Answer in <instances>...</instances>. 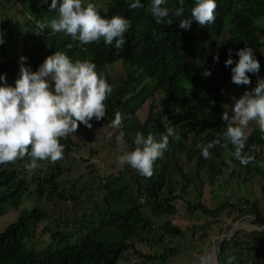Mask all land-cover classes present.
Listing matches in <instances>:
<instances>
[{
  "label": "trees",
  "instance_id": "trees-1",
  "mask_svg": "<svg viewBox=\"0 0 264 264\" xmlns=\"http://www.w3.org/2000/svg\"><path fill=\"white\" fill-rule=\"evenodd\" d=\"M141 2L144 7L137 9L130 8V0H102L100 5L95 4L105 18L120 15L131 22L120 48L105 45L103 41L80 44L49 30L34 32L37 22L57 18L58 9L49 8L51 0H20L30 15V19L23 22L0 13V32L4 39L0 45V74H6L7 83H15L21 63L36 71L48 56L63 52L74 61L95 63L97 72L113 87L106 101L107 119H93L92 127L101 123L110 126L115 114H121V127L116 129L112 139L116 140L123 131L124 148L128 151L135 148L133 139L137 131L145 137L152 134L159 140L166 129L172 127L180 137L178 140L169 138L165 155L156 161L151 178L139 175L127 165L121 166L116 174L106 172L104 177L98 174L94 164L88 163L89 158H80L89 172L87 177L78 176L80 185L70 184L73 178L64 179V174L72 171L66 167L67 162L81 148V143L72 135L61 140L63 159L55 163L45 161L42 171L27 172L24 165L29 162L28 157L0 166V216L7 208H18L27 196L33 197L30 208H21L12 220L0 225V264H119L126 254H141L137 249L140 235L137 228L144 220L142 206H150L156 216L174 217L177 213L174 201L183 200L187 219L201 216L215 222V218L224 215L219 224L226 227L229 222L247 215L256 219L264 215L261 200L230 195L223 201L215 200L216 204L212 205L204 197L210 198L212 194L202 190L203 184L217 193L219 188L255 181L264 200V135L259 129L253 128L247 133L249 139L243 154L253 157V162L247 166H241L232 157L231 144L211 149L210 159L201 156V147L222 137L228 126L222 119L223 112L231 116V109L224 106V92L251 90L256 86L257 74L261 73H249L250 85L234 84L231 80L234 65L224 63L229 50L235 62L238 49L252 48L260 69H264V0H216L215 22L200 27L193 21L188 30L180 28L179 24L180 19L191 18L194 0H185L181 17L173 15L180 6L179 0H168L166 7L172 23L162 25L156 24L151 15V0ZM2 5L3 0H0V7ZM29 40L35 43L29 44ZM216 55H219L218 62L213 59ZM22 56L26 61L21 62ZM116 63L122 65L123 75L109 77L106 69ZM206 69L211 71L210 76L202 75ZM92 127L80 124L78 132L91 136ZM224 143L221 140V144ZM97 152V144L88 151L90 157H95ZM229 160L234 165L231 168ZM196 183L201 186L197 195L188 197L189 188L196 189L193 186ZM142 199L140 204L138 200ZM66 202L78 207L69 225L57 222L45 207L49 203ZM88 204H93L89 214ZM209 225V222L205 224L202 231L210 229ZM37 229L49 236V244L40 249L33 246ZM160 229L154 237L140 240L148 247L162 246V253L146 258L164 264L178 252L177 247L165 248L168 242L164 238H178L182 229L174 223ZM236 237L221 242L220 257L226 261L235 256V264H264V227L247 232L245 244L250 248L244 253L245 259L243 242ZM232 242L230 254L224 255Z\"/></svg>",
  "mask_w": 264,
  "mask_h": 264
},
{
  "label": "clouds",
  "instance_id": "clouds-1",
  "mask_svg": "<svg viewBox=\"0 0 264 264\" xmlns=\"http://www.w3.org/2000/svg\"><path fill=\"white\" fill-rule=\"evenodd\" d=\"M167 3L168 0H151L150 12L158 25L172 23ZM179 5L173 14L175 17L184 15L185 0H179ZM129 6L131 9L144 7L141 0H130ZM216 7V0H194L191 18L180 19V28L190 29L193 21L200 27L213 24ZM49 8L58 9L57 18L37 22L34 32L49 30L53 34L62 33L80 44L103 41L105 45L120 48L125 42V33L131 28V22L123 16H102L91 0H51ZM3 43V33L0 32V45ZM236 56L238 61L234 62L229 50L228 59L224 62L225 66L234 65L231 67V80L238 86L250 85L249 73H259L260 63L248 46L238 49ZM26 59L20 58L21 62ZM213 59L218 62L219 55ZM202 75L210 76L211 71L206 69ZM112 93V85L97 72L95 63L74 61L63 52L48 56L36 71L21 63L14 84L7 83L6 74H0V166L15 164L28 157L29 162L24 168L31 174L40 166L39 161L55 163L62 160L64 145L61 140L76 133L80 124L91 128L93 119H104L108 109L106 101ZM222 119L228 125L226 130L222 137L201 147V156L210 159L211 149L231 144L234 148L231 155L241 166L252 163L253 157L243 154L249 139L246 129L250 122H255L264 135V78H258L254 88L246 90L238 99L234 98L231 116L223 112ZM121 123V114L116 113L110 126L119 129ZM169 138H180L172 127H168L159 140L152 134L145 137L137 131L133 139L135 148L128 151L124 148L125 133L120 131L116 136L117 145L121 147L118 162L145 178H151L156 161L165 155ZM221 140L225 143L221 144ZM227 163L230 168L234 166L231 160ZM227 239L221 237L220 244ZM211 261V255L200 257V264H211ZM235 262L236 257L230 256L225 264Z\"/></svg>",
  "mask_w": 264,
  "mask_h": 264
},
{
  "label": "rangeland",
  "instance_id": "rangeland-1",
  "mask_svg": "<svg viewBox=\"0 0 264 264\" xmlns=\"http://www.w3.org/2000/svg\"><path fill=\"white\" fill-rule=\"evenodd\" d=\"M94 4L100 5L102 0H92ZM0 13L2 15H7L12 19L19 20L21 22L30 19V15L25 11L24 7L20 3V0H3V5L0 7ZM34 40H29V44H34ZM261 73L257 74L258 78H264V69H260ZM106 73L109 77H120L123 75V67L120 63L108 66ZM246 90L236 91L228 90L224 92V106L231 109L234 98L238 99ZM141 116V114H139ZM108 114L105 119H107ZM99 126H93L91 131V136L88 134H80V131L72 134L74 140H77L81 143V148L78 150L77 154H74L73 159H69L67 162V168L72 169L71 173L66 175L64 174V179L67 176L73 178L72 182H77L79 185L81 181L78 176L82 174L84 177H87L89 170L85 169L84 163L80 161V158L88 159V163L91 165L94 164L98 174L101 176H106V172L117 173L118 169L122 166L118 162V156L121 154V147L117 145V141L113 140L112 137L117 132L116 129L109 126V124ZM257 128L258 125L255 122H250L246 132L249 133L251 129ZM85 133V132H84ZM112 135V136H111ZM92 137L93 139L89 140L88 138ZM97 144V154L95 157H90L88 153L89 148ZM39 167L35 171H42L45 169V161H39ZM200 184L196 183L195 188L190 187L188 191V197H194L197 195ZM218 184L212 186L216 187ZM204 192L209 193L208 195L212 196L210 198L204 196L212 205H215L216 202L223 201L225 197L233 195L236 198L237 196L247 197L250 200H261L260 208L264 212V200H262L259 193L258 185L255 181L248 182L246 185L238 182V185H233V188L227 187L223 190L221 188L217 189V193L211 191V187L203 184ZM215 193V194H214ZM214 195V196H213ZM94 198V197H93ZM32 196H27L20 203L19 207L16 209L7 208L2 212L0 216V225L5 221L12 220L18 211L21 208H27L32 206ZM100 199H97L99 201ZM216 200V202H215ZM142 204V200H138ZM174 204L177 208V213L174 217L170 215L156 216L151 210L150 206H142L141 213L143 223L139 228V239H137V249L141 253L140 255L126 254L124 259L119 264H161L154 260H149L146 256L158 255L163 252V247L159 245H154L148 247L145 245L143 240L140 238L154 237L156 232H160V227L169 224H178L180 229H182V234L178 238H173L168 240L167 237L164 238L166 243L165 248H174L177 247V254L172 258L168 259L164 264H200V257L202 255H211L212 261L211 264H221L225 263L224 257H220V238L228 237L230 240L232 237L237 236L239 242H243V258L244 253L247 252V249L250 248L249 244H245V237L247 232L254 230H260L264 227V215L258 219L255 216L247 215L244 218L238 219L236 222H229V227L221 226L219 222L225 218L224 215H221L216 219L215 222H211V219H204L201 216H195V219H187L185 215V203L183 200L174 201ZM92 205H87V213L89 214L92 211ZM47 208V213L56 218V221L59 223H64L69 225L70 221L75 219L77 215V205L75 203L66 202V203H57L52 205L49 203L45 206ZM186 219V220H185ZM214 221V220H213ZM210 223V229L203 230L204 225ZM195 226V227H192ZM203 226V227H202ZM190 227V229H189ZM41 229H37V236L34 238L33 246L37 249L43 248L49 244V236L47 233H41ZM230 245V244H229ZM231 246L223 252L224 255L230 254V251L233 249ZM220 257V260H219ZM245 259V258H244ZM221 261V262H220Z\"/></svg>",
  "mask_w": 264,
  "mask_h": 264
},
{
  "label": "water",
  "instance_id": "water-1",
  "mask_svg": "<svg viewBox=\"0 0 264 264\" xmlns=\"http://www.w3.org/2000/svg\"><path fill=\"white\" fill-rule=\"evenodd\" d=\"M171 233L173 234V231H171Z\"/></svg>",
  "mask_w": 264,
  "mask_h": 264
}]
</instances>
